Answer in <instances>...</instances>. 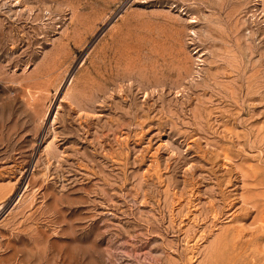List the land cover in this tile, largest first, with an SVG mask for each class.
Returning a JSON list of instances; mask_svg holds the SVG:
<instances>
[{
    "label": "rangeland",
    "instance_id": "rangeland-1",
    "mask_svg": "<svg viewBox=\"0 0 264 264\" xmlns=\"http://www.w3.org/2000/svg\"><path fill=\"white\" fill-rule=\"evenodd\" d=\"M0 194V264H264V0H0Z\"/></svg>",
    "mask_w": 264,
    "mask_h": 264
},
{
    "label": "bare ground",
    "instance_id": "bare-ground-1",
    "mask_svg": "<svg viewBox=\"0 0 264 264\" xmlns=\"http://www.w3.org/2000/svg\"><path fill=\"white\" fill-rule=\"evenodd\" d=\"M21 141H24V139H22ZM49 143H50V142H49ZM46 146H47V145H46ZM46 148H47V147H46ZM6 190H7V189H6ZM3 194H4V193H3ZM0 195H1V194H0ZM1 201H2V200H1ZM1 201H0V204H2ZM262 216H264V215H261V217H262ZM263 219H264V217H263ZM260 221H261V220H260ZM262 222H264V221H262ZM261 228H263V227H261ZM262 263H263V262H262Z\"/></svg>",
    "mask_w": 264,
    "mask_h": 264
}]
</instances>
